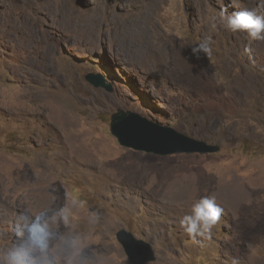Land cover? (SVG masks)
<instances>
[{"label": "rangeland", "instance_id": "1", "mask_svg": "<svg viewBox=\"0 0 264 264\" xmlns=\"http://www.w3.org/2000/svg\"><path fill=\"white\" fill-rule=\"evenodd\" d=\"M259 5L0 0V264L41 213L50 248L66 255L78 237L83 264H133L120 229L151 245L145 264H264V40L219 20L225 8L264 15ZM208 37L213 54L197 59L191 46ZM98 72L111 91L85 79ZM119 108L218 149L122 146L110 131ZM211 194L224 212L210 240H193L179 219Z\"/></svg>", "mask_w": 264, "mask_h": 264}, {"label": "clouds", "instance_id": "2", "mask_svg": "<svg viewBox=\"0 0 264 264\" xmlns=\"http://www.w3.org/2000/svg\"><path fill=\"white\" fill-rule=\"evenodd\" d=\"M259 7H264V0H260ZM215 19L214 17L213 28L217 26ZM219 20L231 32L243 31L251 40H264V15L260 14L258 9L242 8L229 14L225 8L219 13ZM212 44L211 37L202 39L191 46V53L197 59L200 58L201 53L210 57L213 54ZM71 203L76 204L77 201L72 200ZM69 210L68 207H65L56 216L67 220ZM223 212V207L217 203L216 195H205L194 199L189 212L179 219V225L193 240L197 238L210 240L213 228L220 221ZM56 216L53 217V221H55ZM95 219V217H91V222L94 223ZM28 231V240L20 247L19 257L12 259L11 264H61V261L63 264H83L77 260L82 250V245L78 243V237L64 241L72 249L66 255L63 254L60 246L50 248L49 238L52 236V232L44 213L35 216L32 224L28 227ZM93 264H111V262L108 257L101 255L95 259Z\"/></svg>", "mask_w": 264, "mask_h": 264}, {"label": "water", "instance_id": "3", "mask_svg": "<svg viewBox=\"0 0 264 264\" xmlns=\"http://www.w3.org/2000/svg\"><path fill=\"white\" fill-rule=\"evenodd\" d=\"M85 79L93 86L112 90L110 83H106L104 76L99 72L88 73ZM110 131L120 145L154 153L211 152L218 149L217 145L196 140L171 127L159 126L121 108L110 114ZM165 144L167 146H164ZM116 238L122 243L127 257L133 264H145L155 259L151 245L135 238L131 232L120 229L116 233Z\"/></svg>", "mask_w": 264, "mask_h": 264}]
</instances>
